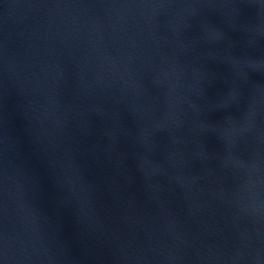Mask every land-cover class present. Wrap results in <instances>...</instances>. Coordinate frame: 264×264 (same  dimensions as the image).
<instances>
[{
  "label": "water",
  "instance_id": "1",
  "mask_svg": "<svg viewBox=\"0 0 264 264\" xmlns=\"http://www.w3.org/2000/svg\"><path fill=\"white\" fill-rule=\"evenodd\" d=\"M0 264H264V0H0Z\"/></svg>",
  "mask_w": 264,
  "mask_h": 264
}]
</instances>
